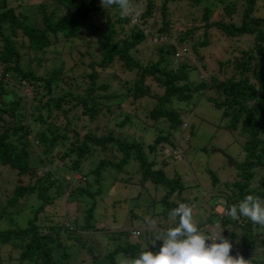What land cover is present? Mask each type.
<instances>
[{"label":"trees","instance_id":"obj_1","mask_svg":"<svg viewBox=\"0 0 264 264\" xmlns=\"http://www.w3.org/2000/svg\"><path fill=\"white\" fill-rule=\"evenodd\" d=\"M144 1V9L136 10L137 23L123 31L121 24L129 23V17L116 6L105 10L101 0H0V165L18 177L46 166L33 182L17 177L0 203V264H115L119 252L129 260L144 251L158 252L163 242H152L178 224L170 213L187 196L178 174L166 175L156 156L167 146L172 152L184 118L205 103L218 111L219 126L237 141V151L230 156L229 180L220 182L211 174L209 191L213 188L215 194L210 205L219 209L196 223L198 230L209 235L199 225L216 221L232 242L230 255L264 264V226L227 215L246 195L264 200V0ZM169 2L188 3L185 9L179 6L185 13L175 18L180 23L175 34ZM187 14L191 19L186 27L182 16ZM83 26L97 34V46L78 51L66 67L56 45L67 43L70 53V43ZM210 29L222 41L242 39L243 46L231 45L225 51L230 56L218 59L216 72L202 79L195 65L172 53L201 32L198 43L190 45L197 53L209 42ZM146 35H164L166 42L153 45L154 53L142 57ZM46 51L55 55L49 66H44ZM114 66L132 71L130 79L116 78ZM123 103L133 110L121 109ZM99 117L104 123L99 124ZM137 128L142 133L135 135ZM186 132L191 138L190 121ZM37 143L43 146L39 153ZM76 173L83 181L73 178ZM104 176L109 178L105 185ZM144 181L162 190L155 201L149 199L153 209L147 215L138 203L124 207L130 197L124 194L114 206L127 211L125 227L94 228L92 216L96 212L99 219L102 208L107 211L103 197L115 182L144 188ZM31 194L35 204L26 205L24 215L17 199ZM58 197L65 202L89 198L82 224L38 215ZM191 198L200 207L201 199ZM155 215L162 218L163 229L148 226Z\"/></svg>","mask_w":264,"mask_h":264},{"label":"rangeland","instance_id":"obj_2","mask_svg":"<svg viewBox=\"0 0 264 264\" xmlns=\"http://www.w3.org/2000/svg\"><path fill=\"white\" fill-rule=\"evenodd\" d=\"M153 1L156 5L159 4V0ZM132 2L134 4L135 11L137 9L138 11H142L144 9V0H132ZM187 4V2L167 3V7L171 9L170 17L174 23L173 27H171V31L174 32V34L176 32V26L180 25V23L175 19L176 16L180 13H185L184 10H180L179 6H183V8L185 9L187 7ZM110 9V7L105 8V10L107 11ZM158 15V12H156L157 17ZM190 19V14L185 15V17L182 16V20L184 21L186 27L187 25H189L188 20ZM131 23L129 22L127 24H121L123 31L128 29ZM119 36L120 32L118 34V37ZM200 37L201 32L199 33V35L192 38L190 44H183L186 47V52L183 58H185L191 64L195 65V67L199 70L198 77L202 79H206L209 73L213 71L216 72V61L218 59H222L225 56H230V54L225 55V51L230 49L231 45H236V47L243 46V44L241 43L242 39L240 40L241 42L237 43H234L230 40L222 41V37L218 36V32L214 29H210L208 32L209 42L205 46L198 47L197 53H195L193 50H191L190 45L192 43H198ZM173 39L174 37H170V42ZM97 41V34H90L89 28L83 26L82 30L78 33V36L76 38H73L72 42L70 43V47L72 45L70 53H67L66 51L67 43L59 42L57 43L56 48L65 58V66L68 67L73 60H76V54H78V51L86 49L93 51V47L97 46ZM153 45L154 44H151L148 40L146 43L144 42L142 44V49L140 50V55L142 57L152 55L155 51ZM91 55L94 57L96 56V53H91ZM44 57L46 58V64H44V66H49L51 63L56 62V60L54 59L55 55L50 54L48 51L44 53ZM42 63H44V61H41V65ZM200 63L204 65L203 68L200 66ZM114 72L116 78L119 77L123 81H127L132 76V71H129L126 68L120 66H114ZM23 91L28 93V90L26 88L23 89ZM124 103L121 104V109L131 112L133 110V106H125ZM217 115L218 111L212 107L207 106L206 103L197 106L195 109H193V112L191 114L187 115L186 118H184L180 132L175 134L176 137H174L173 139L174 146L172 148L174 150V153H171V148L169 149L167 144H165L168 149L166 148L165 152H163L161 156H156L158 161H162L161 163L164 165L163 170L165 171L166 175H170L172 171L178 174L180 181L184 185V191L182 192L185 197L187 196L185 204L192 207L195 223L201 222L203 217L209 215V211L213 213L215 209H219L218 206L212 207V205L214 204L210 205L211 200H213L214 197L213 194H215L213 188L209 191V189L211 188V174L215 176V179L217 181L221 182L223 180L230 179V173L233 169L232 166L228 165L226 159L221 153L212 151L211 149L219 148L224 153H227L232 157L236 155L235 152L237 151V141H234L233 137H231V135H229L227 131H225L221 126H219L220 120ZM140 118L142 117L140 116ZM98 120L101 121L99 122V124L104 123L103 118L101 119L99 117ZM188 121H190L192 125L191 138L186 132ZM141 133L142 129L137 128L135 131V135ZM187 137L188 139L185 141ZM35 145L36 146L34 150L35 152L39 153L43 146L40 145V143H37ZM33 155V152L30 151V157ZM43 168L46 169V166L44 165L42 168L41 166L37 168L33 175L23 174L18 177L11 169H8V167L0 165V203L3 202L5 196H8L10 194V192L13 190L14 185L17 184V177L20 179V181H22V183L26 182L28 179L33 182L41 174ZM64 177L65 179H67L69 175L66 173ZM73 178L83 181L82 176L77 173L73 175ZM90 179L91 178H88V180ZM107 181L109 182V178L107 176H104V178L101 180V184L105 185ZM133 181L135 182L136 180L134 179ZM143 184L144 188H140L135 183L122 185L119 182H115V184L106 191L105 197H103L105 204L108 205L107 211L104 212L102 208V213L99 219L96 212L92 216V219H96L94 228L98 229L102 225H104L108 230L123 229V227H125L123 224L126 225L128 222L126 218L127 211H125L124 207L128 206L132 202L140 204V206H142L141 210H144V214L147 215L150 212L149 210L151 208L153 209V206L148 205L149 199L152 198L153 201H155L159 194H161L162 190L159 186H157V188H154L152 184L145 181L143 182ZM94 186L95 183L93 182V184L90 186L92 190H94ZM137 191H139V195L137 194L136 196ZM124 194H127L126 196H130V199L126 198V201L122 202V205L124 207L114 206V201L119 198H123ZM188 195H190L189 198ZM192 196H196V199H201L199 203L200 207H197L195 204V206L193 205L194 200L191 198ZM33 197L34 196L31 194L23 195L22 197L17 199L19 207L22 206V209H24V215L28 214L26 205L31 206L35 204V199ZM85 199L86 200H84L83 197H78L74 201L65 202L63 200V197H58L53 201L51 206L40 210V212H38V215L44 218L53 217L52 221L54 222L55 220L58 221L59 219L65 221V219L72 220V218H74L77 220L78 224H82L84 210L89 203V198L87 197ZM154 203V206L158 205V203ZM146 204L148 206H146ZM21 221L22 220L18 219L19 223ZM152 221H154L155 223H152ZM159 222L163 223L162 218L155 215V217H153L148 223V226L155 229H163V226H161L162 224H160ZM156 223H159V225H157ZM199 227L206 229L209 233H212L213 237H215L220 232L218 223L216 221H212L210 223L202 222ZM164 229L166 230V228ZM82 233L87 232L82 230ZM87 234L91 237L93 233H91L90 230ZM114 260L115 264H132V260L126 258V255L121 252L115 254Z\"/></svg>","mask_w":264,"mask_h":264},{"label":"clouds","instance_id":"obj_3","mask_svg":"<svg viewBox=\"0 0 264 264\" xmlns=\"http://www.w3.org/2000/svg\"><path fill=\"white\" fill-rule=\"evenodd\" d=\"M101 5L103 8L116 6L123 16L129 17L131 24L137 23L139 12L135 11L132 0H101ZM146 40L154 45L166 42L164 35H146ZM185 52L186 47L181 45L176 47L172 55L181 58ZM214 149L211 150L216 151ZM227 215L233 220L245 217L253 224L264 226V200L252 194L246 195L238 204L230 206ZM170 216L173 220L178 218V224L156 235L152 244L162 241L159 251H144L132 260V264H249L243 257L230 255L233 250L232 242L222 232L215 237L212 233H201L189 205L180 203L171 210Z\"/></svg>","mask_w":264,"mask_h":264},{"label":"water","instance_id":"obj_4","mask_svg":"<svg viewBox=\"0 0 264 264\" xmlns=\"http://www.w3.org/2000/svg\"><path fill=\"white\" fill-rule=\"evenodd\" d=\"M214 150L220 152V153L226 158L228 165L232 164V159H231V157H230L228 154L224 153V152H223L221 149H219V148H215Z\"/></svg>","mask_w":264,"mask_h":264}]
</instances>
